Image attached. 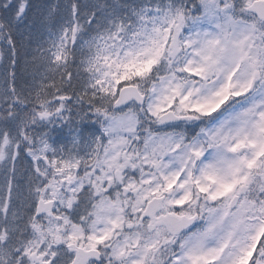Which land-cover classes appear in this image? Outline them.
<instances>
[{"label":"snow or ice","instance_id":"6c2138e0","mask_svg":"<svg viewBox=\"0 0 264 264\" xmlns=\"http://www.w3.org/2000/svg\"><path fill=\"white\" fill-rule=\"evenodd\" d=\"M0 264H264V0H0Z\"/></svg>","mask_w":264,"mask_h":264}]
</instances>
